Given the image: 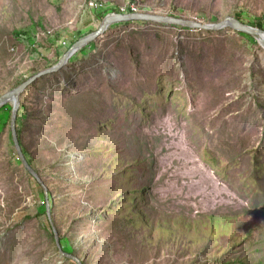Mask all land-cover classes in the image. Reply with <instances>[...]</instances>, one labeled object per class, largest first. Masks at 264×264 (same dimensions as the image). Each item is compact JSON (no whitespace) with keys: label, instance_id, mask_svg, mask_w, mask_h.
<instances>
[{"label":"rangeland","instance_id":"374dc122","mask_svg":"<svg viewBox=\"0 0 264 264\" xmlns=\"http://www.w3.org/2000/svg\"><path fill=\"white\" fill-rule=\"evenodd\" d=\"M129 4L264 27V0H0V94ZM109 26L19 96L16 127L58 239L81 264L261 258L264 49L229 28ZM0 117V264H75L37 212L46 196L18 158L10 112Z\"/></svg>","mask_w":264,"mask_h":264},{"label":"water","instance_id":"95a60500","mask_svg":"<svg viewBox=\"0 0 264 264\" xmlns=\"http://www.w3.org/2000/svg\"><path fill=\"white\" fill-rule=\"evenodd\" d=\"M126 21H149V22H158L163 24H169V25H178L186 28H192L196 30H209V31H216L221 30L223 28H229L237 32L244 33L251 38L255 40V42L258 44V46H261V48L264 49V29L248 25L244 22H240L237 19H235L233 16L227 15L224 16L222 20L217 22H210L206 23L204 21H200L197 19H188L183 17H177L173 15H163V14H156V13H146V12H130V13H106L103 15L99 22V26L96 30L85 34L84 36L79 37L77 40H75L64 52L63 55L59 58V60L52 65L51 67H46L41 69L40 71L34 73L21 83H19L14 88L5 91L4 93L0 94V105L3 103L11 102V109H10V130L11 135L13 139V144L16 149V152L18 154V158L21 161L22 166L24 169L33 177L35 180L41 185V187L44 189V194L46 196V215L49 220L51 229H52V237L54 245L56 246L57 252L60 256L70 259L75 264H81L80 259L77 258L74 255H71L69 253L63 252L61 250V247L58 243V237L55 232V228L53 227L51 223L50 218V203L48 201L47 197V191L46 187L43 184L40 176L37 174V172L34 170L33 167L28 163L27 159L25 158L21 145L19 143V138L17 136L16 131V116L19 106V96L21 93L30 86L33 82H35L37 79L41 78V76L51 74L53 72H56L60 70L67 60L80 48L84 47L88 43L92 42L94 39L99 37L104 30L113 23L118 22H126Z\"/></svg>","mask_w":264,"mask_h":264},{"label":"trees","instance_id":"16d2710c","mask_svg":"<svg viewBox=\"0 0 264 264\" xmlns=\"http://www.w3.org/2000/svg\"><path fill=\"white\" fill-rule=\"evenodd\" d=\"M117 9H114V10H112V11H109L107 8H105V10H102V13L100 14V15H98L99 16V20H101V18L103 17V15H105L106 13H109V12H115V13H117V11H116ZM131 12V10L130 9H128L127 10V13H130ZM235 19H237L238 21H240V22H243V20L241 19V17L239 16V14L238 13H234L233 15H232ZM262 19H259V20H255L254 22H253V24H254V26L255 27H258V28H261V29H264V27H263V23H262ZM127 23H129V21H126V22H122V23H119V24H127ZM118 23L117 24H112V25H110L109 27H111V26H114V25H119ZM237 33H240V34H243V35H246V34H244V33H241V32H237ZM85 34H79L78 36H76L74 39H72V40H70L68 43H67V45H66V47H65V50L75 41V40H77L79 37H81V36H84ZM246 36H248V35H246ZM250 39V38H249ZM93 42H90V43H88L87 44V47H82V48H80L79 49V52H81L82 51V49H84V50H86L87 48L89 49V48H91V47H93ZM25 80V79H24ZM23 80V81H24ZM21 83V82H20ZM6 110L8 113L10 112V109H11V102H7V103H3L2 105H0V112L2 111V110ZM19 110V109H18ZM18 112V111H17ZM0 121H1V117H0ZM1 127V126H0ZM16 131H17V136H18V138H19V143H20V145H21V140H20V134H19V130H18V128L16 127ZM21 149H22V145H21ZM22 152H23V154L25 155V152H24V150L22 149ZM30 161L28 160V163H29ZM28 173V172H27ZM29 174V173H28ZM29 176L31 177V178H33L30 174H29ZM36 182V181H35ZM38 183V182H37ZM37 186L39 187V189H40V191L43 193V191H42V187H41V185L40 184H37ZM42 204H38V208H37V212H41L42 213V215L43 216H45V222L47 223V226L50 228V225H49V222H48V220H47V217H46V207H45V201L44 200H42V202H41ZM27 216V215H26ZM58 243H59V245H60V247H61V250L63 251V252H66V253H69V254H71V249H70V247L67 245V243H62V241H61V239H58ZM246 246H248V243L246 244ZM63 259H67V258H64V257H62ZM70 260V259H69ZM207 264H264V256H261V258H258L257 260H255V261H253V260H251V259H249V258H247V257H245V256H239V257H235V258H233V259H227V258H225L224 256H221V257H219V258H215V260L214 261H207Z\"/></svg>","mask_w":264,"mask_h":264},{"label":"built area","instance_id":"2783aa9c","mask_svg":"<svg viewBox=\"0 0 264 264\" xmlns=\"http://www.w3.org/2000/svg\"><path fill=\"white\" fill-rule=\"evenodd\" d=\"M94 2H90L91 5L93 6H96L97 3H94ZM117 10V13H127V10L130 9L131 12H137L138 10L134 7V5L132 4H129V5H124V6H121L119 8H116Z\"/></svg>","mask_w":264,"mask_h":264},{"label":"bare ground","instance_id":"6f19581e","mask_svg":"<svg viewBox=\"0 0 264 264\" xmlns=\"http://www.w3.org/2000/svg\"><path fill=\"white\" fill-rule=\"evenodd\" d=\"M264 36V35H263Z\"/></svg>","mask_w":264,"mask_h":264}]
</instances>
